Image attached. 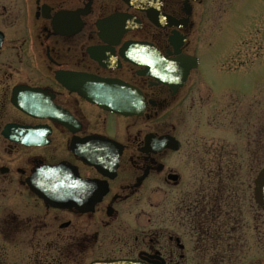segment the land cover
<instances>
[{"label":"flooded vegetation","instance_id":"flooded-vegetation-1","mask_svg":"<svg viewBox=\"0 0 264 264\" xmlns=\"http://www.w3.org/2000/svg\"><path fill=\"white\" fill-rule=\"evenodd\" d=\"M207 4L0 0V264H264V116L234 131L241 97L264 107V65L247 84L202 73ZM208 94L194 130L222 139L179 136V108ZM237 152L260 165L209 189L204 164Z\"/></svg>","mask_w":264,"mask_h":264},{"label":"rangeland","instance_id":"rangeland-1","mask_svg":"<svg viewBox=\"0 0 264 264\" xmlns=\"http://www.w3.org/2000/svg\"><path fill=\"white\" fill-rule=\"evenodd\" d=\"M207 5L208 10L204 18L203 46L201 48L198 47L201 56L200 70L212 82L221 84L228 81V78L230 79V76L224 75L222 64L225 66L229 65V67L236 66V83L241 80V82L247 84L245 79L249 78L245 77V69L259 70L260 66L264 65V0H208ZM231 47L232 51L230 50ZM247 65H250V67ZM257 82L259 85V80ZM244 84H240L241 87H244ZM203 86L200 85L199 92L204 91L203 95L205 96L207 91L204 90ZM219 92H215L214 94L212 92L211 94L215 96L222 94ZM208 96L210 95L208 94L207 98L203 100L194 99L192 102L189 100L179 108L180 111L175 116L174 121L178 122L175 132H178L179 136L183 135V129H185V135H189L193 139L201 137L208 143L211 140L214 141L215 137L222 139V136H219L218 132L211 128L202 127L200 130L198 129V132L194 130V125L197 121L195 112L201 111L200 106L202 104L210 105L211 101H209ZM200 100L202 101L197 110V103ZM239 100L235 106L236 126L234 131L239 127V124L243 125L241 121H243L244 114L248 117V113L250 112L253 117L257 116V121H259V118L261 119V116H264L262 104V107L259 103L252 106L253 101H250V99L241 97ZM256 127L258 128L259 125ZM253 130L254 128H251L249 132L251 133ZM242 131L244 130L242 129ZM238 140L243 143L244 135H236V141ZM236 144L239 143L236 142ZM244 158L241 152H237V163L234 169H228L227 167L219 168L214 159L210 163H205L203 175L204 178H207L206 182H208L205 185L209 189H212L216 185L217 176L224 175L225 180H227L225 181V186L238 190V185H234L232 181H229V176H234L238 179L249 178L252 169L254 168V171L256 169L254 166L258 167L260 165L259 162H254L251 164L252 166L245 167ZM239 163H241L240 166Z\"/></svg>","mask_w":264,"mask_h":264},{"label":"water","instance_id":"water-1","mask_svg":"<svg viewBox=\"0 0 264 264\" xmlns=\"http://www.w3.org/2000/svg\"><path fill=\"white\" fill-rule=\"evenodd\" d=\"M185 59L187 65V68L194 67L196 65V58L192 56H185ZM183 60V62L185 63ZM174 69V68H173ZM186 69L183 70L181 75V79H184L186 74ZM182 82V81H181ZM148 139V138H147ZM174 138H166V142L170 144L172 142L173 147L177 144V141L174 142ZM146 144H149L150 140L146 141ZM176 143V144H175ZM254 200L264 209V167L258 172L255 180H254ZM91 264H135V263H127V262H121V261H115V262H93Z\"/></svg>","mask_w":264,"mask_h":264}]
</instances>
